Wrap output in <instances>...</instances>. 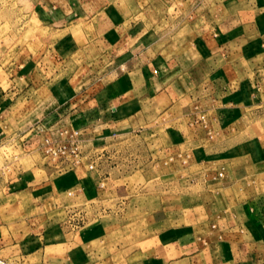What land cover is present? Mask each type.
Wrapping results in <instances>:
<instances>
[{"label": "crops", "instance_id": "crops-1", "mask_svg": "<svg viewBox=\"0 0 264 264\" xmlns=\"http://www.w3.org/2000/svg\"><path fill=\"white\" fill-rule=\"evenodd\" d=\"M162 1L167 10L162 26L126 16L107 27L112 39H94L85 27L73 33L87 22L82 21L86 10L73 0L54 5V21L63 22L65 32L58 50L69 58L90 54L95 45L98 60L96 66L86 62L74 70L80 86L40 119L22 147L33 152L40 128L79 129L85 141L103 146L97 169L87 172L98 179L78 178L73 171L62 184L89 192L105 178L109 156L104 146L110 139L121 138L113 148L123 151L121 146L132 139L152 138L156 127L170 129L176 144L162 151L179 156L181 142L192 140L203 145L199 154L220 157L213 161L226 165V177L220 181L223 177L213 171L206 185L215 191L193 207L190 222L146 235L122 264H264V0ZM200 113L206 114L207 127L191 124ZM206 143L218 144L222 152H207ZM38 167L45 172L41 181L22 171L6 189L2 181V193L27 186L51 191L50 196L59 192L56 168L45 161ZM47 219L45 228L32 229L31 240L27 235L10 243L0 233L3 258L36 260L25 264H104L90 257L96 253L90 238L100 239L103 229L83 230L86 240L77 253L76 236L67 237L71 232ZM50 246L56 248L47 252Z\"/></svg>", "mask_w": 264, "mask_h": 264}, {"label": "rangeland", "instance_id": "rangeland-1", "mask_svg": "<svg viewBox=\"0 0 264 264\" xmlns=\"http://www.w3.org/2000/svg\"><path fill=\"white\" fill-rule=\"evenodd\" d=\"M60 1L64 0H0V165L5 153L19 154L14 171L6 179L18 178L22 171L33 173L36 181L43 179L45 172L38 164L45 160L36 151L23 149L22 143L37 130L40 119L54 105L68 97L72 88L80 86L79 78L72 76L74 70L86 62L96 66L98 60L95 45L90 54L78 52L69 58L58 50V41L65 36L64 24L54 21L52 11ZM72 3L86 10L87 16L82 19L87 22L75 26L72 32L85 27L94 39L103 35L112 39L107 27L126 16L161 25L167 11L162 0H73ZM170 4L168 11L172 14L174 2ZM169 130L156 127L157 134L152 138L132 139L121 146L123 151L113 148L121 138L110 139L104 146H108L104 150L109 156L105 159L107 171L97 190H69L62 184L73 171L78 178L97 180L98 175L87 173L86 164L56 172L53 179L58 181L59 192L54 191L52 196L51 191L32 190L31 186L2 193L0 181V204L7 203L5 208L0 207L3 225L0 233L4 240L20 242L32 229L49 225V217L56 226L61 224L65 233L71 232L67 237L76 236L74 246L80 253L86 240L82 241V231L98 226L103 229V236L90 238L91 248L96 250L90 254L91 259L113 264L116 257V261L120 259L117 263L122 264L128 250L140 246L146 235H154L176 223H189L193 207L203 205L215 191L206 185L211 182L212 172L222 171L220 181H223L226 165L215 163L213 160L220 157L203 155V150L199 154L203 145L188 139L181 142V155H168L162 148L176 144ZM84 144L85 153L93 155L92 159L97 158L103 147L93 141ZM206 144L207 152H222L218 144L215 147ZM101 182L105 184L103 187ZM55 248L47 247V252ZM27 261L36 260L28 256ZM37 262L40 263V258Z\"/></svg>", "mask_w": 264, "mask_h": 264}, {"label": "built area", "instance_id": "built-area-1", "mask_svg": "<svg viewBox=\"0 0 264 264\" xmlns=\"http://www.w3.org/2000/svg\"><path fill=\"white\" fill-rule=\"evenodd\" d=\"M200 123L203 127H207V116L205 113H200L193 118L191 124ZM38 141L35 149L43 159L45 164L52 165L59 172L63 170H71L86 164L88 170H94L98 167V158L92 159L93 155H89L84 151L85 140L81 136L79 129L65 125L59 127L49 126L38 130ZM0 153V161H1ZM4 161L0 165V181H4L5 189L10 184L11 179L6 177L15 169V161H18V153H5ZM224 173L218 172L216 177L222 178ZM103 181V180H102ZM101 187L105 184L100 183ZM3 187V186H2ZM8 189V188H7ZM72 194V192H69ZM0 264H25L22 261H14L0 257Z\"/></svg>", "mask_w": 264, "mask_h": 264}]
</instances>
